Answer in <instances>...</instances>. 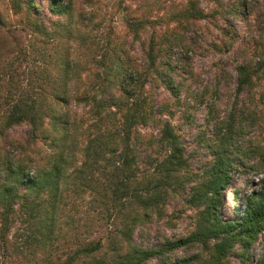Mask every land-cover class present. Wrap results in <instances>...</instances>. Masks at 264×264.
<instances>
[{
	"label": "trees",
	"instance_id": "trees-1",
	"mask_svg": "<svg viewBox=\"0 0 264 264\" xmlns=\"http://www.w3.org/2000/svg\"><path fill=\"white\" fill-rule=\"evenodd\" d=\"M6 4L20 18L0 9V264H226L237 244L242 263L251 261L250 248L264 230V183L238 220L223 219L219 205L235 163L264 171V146L242 149L249 128L264 130V53L237 65L236 91L245 100L228 116H217L211 138L200 145L212 159L192 188L191 201L205 204L194 230L144 245L135 242L137 229L162 210L168 191L184 185L194 171L190 160L200 157L165 117L180 112L191 123L195 105H206L212 122L220 100L219 84L213 89L176 78L178 68L195 77L192 69L173 64L184 60L186 36L159 27L207 14L193 0L167 20L126 14L131 44L150 31L139 62L134 46L108 23L105 0H48L49 14L39 0ZM150 81L162 84L169 97L159 102L150 96ZM80 107L88 123L79 117ZM20 124H29L31 140L46 145L33 156L7 133ZM152 125L158 136L141 131ZM141 145L158 151L148 155L151 169L140 173ZM249 157L252 164L240 160ZM112 160L119 163L109 169ZM97 172L106 177L102 189L93 178ZM94 207L102 219L112 210L120 222L104 241L78 239L76 230L93 224L79 225L76 216ZM194 247L191 256H172Z\"/></svg>",
	"mask_w": 264,
	"mask_h": 264
},
{
	"label": "rangeland",
	"instance_id": "rangeland-1",
	"mask_svg": "<svg viewBox=\"0 0 264 264\" xmlns=\"http://www.w3.org/2000/svg\"><path fill=\"white\" fill-rule=\"evenodd\" d=\"M0 0V9L4 12L5 16H10L12 20H17L20 16H15L7 6V0L2 3ZM198 3L207 17L202 20H190L184 19L182 24L176 22L166 23L163 27H159V31H170L183 33L186 36L188 47L183 50L184 60L180 63L174 61V66H180L183 64L184 68L192 69L195 73V77H191L188 73H184L182 69L179 70L177 79L182 78L186 84H194L196 82L200 87L207 84L213 89H216L219 84L220 100L217 102V115L214 117L215 121L209 122V111L206 105H195L193 109V121L188 123L184 121L180 116V112L174 117L166 116L170 120L177 130L181 134V138L188 146V150L195 152L196 149H200L199 159L190 160L193 165V173L188 177H184V185L179 188L168 191L163 198L162 210L159 213H155L149 222L143 224L142 229H137L135 233V242L144 245H148L150 242L162 241L170 238L174 239L179 236L187 235L196 226L197 220L200 218V212L204 208L205 204L200 202H192V194L195 183L199 182L200 176L196 177V174L200 173L202 166L212 159L211 155L207 156L206 148L201 144H205L209 141L213 133V126L216 124L218 117H226L233 108L234 104H240L245 100V96L238 94L236 91L237 84V72L236 67L241 62L256 61L259 60L264 53V0H193ZM42 3L44 10L48 11V0H39ZM190 0H105V4L108 13V23H113L116 34H119L122 38L126 37L130 42V45L134 46V53L139 62L143 59L142 42H147L150 35L148 30L143 34V39L140 42L131 44V36L127 28L125 21L126 14L141 16L147 15L149 18L164 17L171 18L172 14L178 15L183 10ZM161 6V7H160ZM128 7V9H124ZM159 8H162L159 10ZM244 9V13L241 9ZM96 49V48H95ZM95 51V50H94ZM53 52V50L51 51ZM177 52V51H176ZM82 54V53H81ZM83 57V56H81ZM180 80V81H181ZM147 91L150 96H154L156 100L164 101L168 94L164 90L162 84L157 87L153 81L147 84ZM169 97V96H168ZM79 117L83 118L85 122H89V116L85 115L80 107L78 110ZM218 116V117H217ZM247 131V143L242 145V149L264 146V130L262 128H249ZM31 126L29 124H20L7 130L10 138L23 143L31 156L34 155L36 149L40 146L44 147L42 141L31 140ZM147 135L158 136L159 129L155 126H149L147 128L141 127ZM148 147V146H147ZM147 147H139L143 150L141 159L138 160V170L141 173L142 170L147 168L151 169L148 155L155 151L151 149L147 150ZM206 153V154H205ZM237 153L234 154L236 156ZM83 157H79L76 161V165H79ZM240 160H250L249 164H252L255 160L253 158H245ZM240 162V161H239ZM118 160H112L108 162L109 169L118 166ZM72 168V167H71ZM73 169V168H72ZM101 172H97L94 177H97V185L102 188L107 186L105 181L106 177H100ZM232 179L229 187L223 192V201L219 207L221 210V217L225 220H238L243 215L247 198L253 193H257L263 187L264 183V171H260L257 168H247L240 163H235L232 169ZM191 175V176H190ZM88 197L89 193L85 194ZM99 200V199H98ZM100 201V200H99ZM101 206V204H98ZM94 211L90 214H78L76 219L80 224L92 223L93 226L86 231L84 226H80L76 232H80L78 239L92 240L101 238L105 240L109 234V231L113 228L114 224L120 222V217L103 209L106 214H109L105 219H102L98 208H93ZM100 209V208H99ZM109 209H112V204L109 205ZM91 215L92 220L88 218ZM98 217H97V216ZM93 216V217H92ZM97 218H101L99 221ZM64 219V218H63ZM19 224H17L18 226ZM75 232V231H74ZM73 233V231H72ZM14 231H11L13 237ZM66 241L69 242L70 236H65ZM64 237V238H65ZM62 244H64L62 242ZM239 244L235 246V252L233 253L226 264H243L241 257L238 255L241 252ZM264 230L261 231L258 240L250 248L252 254L251 261H247L245 264H264ZM198 249L196 247L189 249H180L173 253V258L191 256L196 253ZM59 249L58 254H62ZM149 264H161L157 260H151Z\"/></svg>",
	"mask_w": 264,
	"mask_h": 264
}]
</instances>
